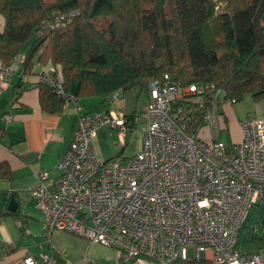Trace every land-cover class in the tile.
Instances as JSON below:
<instances>
[{
  "label": "built area",
  "instance_id": "2783aa9c",
  "mask_svg": "<svg viewBox=\"0 0 264 264\" xmlns=\"http://www.w3.org/2000/svg\"><path fill=\"white\" fill-rule=\"evenodd\" d=\"M23 60L19 54L10 64L0 62V90ZM167 79L149 84L140 149L125 160H104L93 137L101 125L125 134L123 112L83 111L59 71L37 74L38 82L64 98L63 106L79 110L73 139L56 164L58 177L39 171L31 190L45 237L63 230L115 247L131 264H264V252L235 249L241 224L264 195V119L244 118L240 140L224 143L219 135L227 127L218 108L235 98L213 87L205 104L204 87ZM119 96L117 91L108 101ZM40 259L27 255L23 263L56 261L45 252Z\"/></svg>",
  "mask_w": 264,
  "mask_h": 264
},
{
  "label": "trees",
  "instance_id": "16d2710c",
  "mask_svg": "<svg viewBox=\"0 0 264 264\" xmlns=\"http://www.w3.org/2000/svg\"><path fill=\"white\" fill-rule=\"evenodd\" d=\"M0 15V62L23 55L20 81L35 63H51L79 98L109 102L134 86L148 93L151 80L167 76L204 87L205 104L213 87L236 102L246 93L264 99V0H0ZM37 85L41 107L61 110L64 98ZM136 117H127L126 132ZM11 215L20 217L17 209ZM235 249L264 252V195Z\"/></svg>",
  "mask_w": 264,
  "mask_h": 264
},
{
  "label": "crops",
  "instance_id": "0c3cea01",
  "mask_svg": "<svg viewBox=\"0 0 264 264\" xmlns=\"http://www.w3.org/2000/svg\"><path fill=\"white\" fill-rule=\"evenodd\" d=\"M48 64L53 67L51 63H35L25 81L19 80L18 71L13 72L0 90V211L9 213L0 216V264H24L27 255L39 262L43 252L53 254L55 264H131L115 247L63 230H53L45 237L42 213L31 190L39 171L58 177L57 161L70 145L79 120V110L74 105H62L58 112L41 107L37 74L46 70ZM70 92H76V84L71 85ZM147 97L148 93L134 86L112 102H103L99 97L80 98L83 111L123 112L125 121L134 113L143 122L133 147L126 152H122L125 134L119 132L120 142L116 144L110 139L113 127L99 126L93 137V148L99 158L125 160L140 149L146 129L141 111ZM234 104L223 103L218 110L236 142L241 138L240 122L244 118L264 119V99ZM4 114L11 118L4 119ZM11 198L17 202L20 217L11 215L13 211L7 208Z\"/></svg>",
  "mask_w": 264,
  "mask_h": 264
},
{
  "label": "rangeland",
  "instance_id": "374dc122",
  "mask_svg": "<svg viewBox=\"0 0 264 264\" xmlns=\"http://www.w3.org/2000/svg\"><path fill=\"white\" fill-rule=\"evenodd\" d=\"M0 27H3V17L0 15ZM50 68L49 64L47 65V68L46 70H48ZM252 95L250 93H246L244 94L243 98L237 102H235L234 106H237V105H243V104H246V102L248 100H252ZM143 122H141V120H139L138 122H136L132 128H130L126 134H125V141H124V146H123V151L122 152H126L128 151L130 148L133 147L136 139H135V136L138 135V132L140 131V128L142 126ZM114 130H112V133L110 134V139L114 142H116V144H118V141L120 142V139H119V128L117 127H113ZM233 133L232 131L230 130H222L220 132V135H219V139L224 142V143H229L231 140L233 142V136H231ZM205 136V134H204ZM193 255V252H192V249H189L188 250V257H191Z\"/></svg>",
  "mask_w": 264,
  "mask_h": 264
},
{
  "label": "water",
  "instance_id": "95a60500",
  "mask_svg": "<svg viewBox=\"0 0 264 264\" xmlns=\"http://www.w3.org/2000/svg\"><path fill=\"white\" fill-rule=\"evenodd\" d=\"M9 210H16L17 208V202L15 201L14 198H11L10 201H9V204H8V207H7Z\"/></svg>",
  "mask_w": 264,
  "mask_h": 264
}]
</instances>
